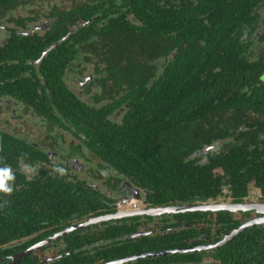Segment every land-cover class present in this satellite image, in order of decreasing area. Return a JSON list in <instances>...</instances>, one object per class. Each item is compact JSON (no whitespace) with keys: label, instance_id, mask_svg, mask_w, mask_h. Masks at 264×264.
Masks as SVG:
<instances>
[{"label":"flooded vegetation","instance_id":"1","mask_svg":"<svg viewBox=\"0 0 264 264\" xmlns=\"http://www.w3.org/2000/svg\"><path fill=\"white\" fill-rule=\"evenodd\" d=\"M92 4L23 0L0 15V169L14 177L11 193L0 191V264H264V111L250 112L262 128L229 129L214 127L222 110L167 105L149 134L136 135L127 116L143 82L118 68L109 75L105 55L89 47L87 38L107 35L85 29L101 16L88 17ZM144 5L143 18L127 17L137 34L146 13L166 24V12L190 1ZM253 13L242 38L258 59L264 0ZM177 52L159 57L150 86ZM200 81H191L197 92Z\"/></svg>","mask_w":264,"mask_h":264},{"label":"trees","instance_id":"2","mask_svg":"<svg viewBox=\"0 0 264 264\" xmlns=\"http://www.w3.org/2000/svg\"><path fill=\"white\" fill-rule=\"evenodd\" d=\"M20 1L23 2L0 0V15ZM98 1L100 5L92 4L85 11L89 18L98 13L101 16L85 29L95 31L99 28L107 35L86 40L90 48L96 47L105 55L109 75L118 69L122 72L125 70L127 79L132 76L143 82L145 95L133 104L129 110L131 115L127 116L131 120L127 121V125L132 126L136 135L141 133L140 137H145L152 131L149 129L162 121L163 107L169 105L176 109L180 107L179 104L182 105L181 111L192 113L199 110L206 116L222 110L223 115L215 121L214 127L234 129L246 122L254 125V128H262L260 119L251 122L253 118L250 112L258 114L264 111V51L258 59H251L252 53L249 58L247 48L250 45L242 38L244 28L253 27L256 23L253 9L262 0H199L198 5L196 0H189L190 5H185V8L174 7L172 11L166 12L170 13L166 24L163 14L150 19L146 13L147 21L141 34H137L136 26L127 17L129 13L135 12L140 19L143 18L146 11L144 3L149 0H123L130 4L127 7L116 0ZM100 9H104L105 13ZM77 11L83 14L81 8H75L74 14ZM169 29L174 32L166 33ZM136 46L138 48L134 54H125L123 51L124 48ZM257 46L264 49V45ZM172 48H177L178 52L169 61L164 76L150 86V78L155 74L159 57L167 55ZM206 75L210 76L207 78ZM195 79H201L199 92L191 84ZM209 79L213 82L210 83ZM219 98L225 100V105L214 109V103ZM139 112L147 114L139 119ZM242 134L258 139V131H242L240 137ZM234 152L238 150L234 149ZM184 169L189 175L209 173L205 167L201 170L185 165Z\"/></svg>","mask_w":264,"mask_h":264},{"label":"clouds","instance_id":"3","mask_svg":"<svg viewBox=\"0 0 264 264\" xmlns=\"http://www.w3.org/2000/svg\"><path fill=\"white\" fill-rule=\"evenodd\" d=\"M14 179L10 168L0 169V191L11 193L12 188L8 186V181Z\"/></svg>","mask_w":264,"mask_h":264}]
</instances>
